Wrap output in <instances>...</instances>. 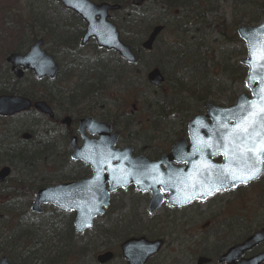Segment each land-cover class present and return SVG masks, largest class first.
<instances>
[{"label": "trees", "instance_id": "trees-1", "mask_svg": "<svg viewBox=\"0 0 264 264\" xmlns=\"http://www.w3.org/2000/svg\"><path fill=\"white\" fill-rule=\"evenodd\" d=\"M30 1V9L23 22L26 28L37 27L39 31L28 29L25 33L20 26L7 28L15 40L7 52H23L42 32L44 43L52 41L63 52L71 50L78 54L82 32L79 28L71 31L72 25L79 27L76 16L52 0ZM93 1L120 4V9L112 13V20L121 30L122 41L132 47L136 63H125L114 52L96 48L98 59L88 67L76 70V75L72 72L74 81L70 88L56 85L55 80L41 79L36 80L39 90H35L33 86L18 87L16 79L9 81L6 78L0 84V95L42 99L59 112L72 114L75 118L96 115L110 120L121 134L129 133L131 126L136 124L131 117L134 113L122 111L123 107L117 101L124 102L121 96L110 95L109 87L115 86L126 93L133 104L137 101V105H142L139 113L146 110L148 119L140 120L136 135L164 130L161 121L176 113L185 120L180 123L184 125L183 130H174L175 136H179L185 132L188 118L200 112L206 101H216L218 93L225 90L227 85L219 80L220 76L227 77L230 83L245 76V67L235 59V53L227 47L214 48V43L223 45L239 41L235 33L237 25L243 22L257 24L264 19V0H227L230 20L218 15L220 0H148L140 7L133 6L132 0ZM54 5L59 8L60 23L47 12ZM146 10L158 11L159 15L150 20ZM155 24H163L164 31L174 36V40L164 44L160 40L163 31L152 49L146 52L140 44ZM213 33L214 37L211 36ZM141 66L159 68L164 82L156 88L149 86ZM214 67L218 68L217 73L212 70ZM221 84L224 86L220 87ZM27 113L37 115L33 111ZM43 118L39 124L36 122L24 127L23 131L32 134L30 140L20 139L18 132H11L8 127L0 132V166L7 164L17 174L0 183V208L4 214L0 224L4 221L8 227L7 233L0 235V253L10 264H90L86 257L88 252L95 253V250L111 245L112 241L140 234L143 219L136 214L135 206L129 205L124 209L121 205L119 211L124 209L127 219L119 216L112 223L97 222L89 231L94 233L85 240L82 239L83 234L73 231L72 213L51 208L50 212L35 216L25 210L36 188L89 174L87 167L70 161L68 157L67 138L71 131L63 130L60 125L52 123V119ZM35 128L42 135L37 136ZM145 149L151 151L148 157L154 156L151 148H138L139 151ZM124 223L126 228L118 230Z\"/></svg>", "mask_w": 264, "mask_h": 264}, {"label": "water", "instance_id": "water-1", "mask_svg": "<svg viewBox=\"0 0 264 264\" xmlns=\"http://www.w3.org/2000/svg\"><path fill=\"white\" fill-rule=\"evenodd\" d=\"M54 1L72 10L84 22L81 45L93 39L98 47L116 52L125 62H136L131 46L120 40L116 25L109 20L110 12L118 10L119 4L93 3L90 0ZM143 1L145 0H134V4L139 6ZM162 30V24L153 26L142 41L141 47L146 51L151 50ZM236 34L244 43L246 51V56L240 63L246 67L244 86L248 91L247 95L240 93L230 106L205 102V112L194 115L187 123L188 142L184 136L179 137L171 145L170 150L161 153L156 160H149L143 154L133 155L131 145L116 147L119 133L111 131L109 122L91 116L81 117L77 130L82 142L78 145L76 136H72L68 146L71 150L70 159L86 165L90 169V176L37 189L30 210L40 214L43 212L42 205L51 204L63 211L74 212L73 228L77 232H82L93 225L96 216L104 213L109 204L110 194L118 189L133 186L137 191L148 192L150 199L147 208L148 213L152 214L164 201L172 207H181L193 200L204 201L218 192L215 191L216 186L220 187V191H226L257 180L264 172V163L258 165L261 171L255 179L247 183L236 181L235 186H232L230 173L247 175L244 169L251 165L252 161H241L239 151L233 149L231 133L239 122L237 116L246 115L239 112L238 106L245 101L258 106L264 97L262 83L264 67L257 66L264 53V21L256 25L240 24L236 28ZM42 43V39H37L24 54L12 52L7 55L5 61L10 64V71L17 79L22 78L26 70H30L36 78L50 80L55 78L57 65L53 57L41 49ZM146 78L153 86L161 84L164 79L157 67L150 69ZM31 105L36 111L52 117L53 113L44 101H35L32 104L28 97L22 95H0L1 116H12L29 110ZM62 122L69 124L70 118L65 117ZM85 131L92 137H88ZM209 145L211 147H208ZM214 157H219L220 161H214ZM174 162L182 165L176 166ZM207 165L212 167L207 168ZM9 172L7 166L0 169V182L9 175ZM225 176L228 177L227 181L224 180ZM209 187L213 188L211 195H208ZM186 197L188 199H185ZM262 242L264 227L229 248L219 260L229 264L246 250ZM141 245L147 246L148 249L138 255L134 249ZM160 245L161 239L149 241L140 236L126 239L121 247L127 264H143L148 256L158 251ZM112 255V252L106 251L99 254L96 260L104 263L110 260ZM263 261L264 251L248 259H241L235 264H261ZM0 264H8L5 257L0 258Z\"/></svg>", "mask_w": 264, "mask_h": 264}, {"label": "rangeland", "instance_id": "rangeland-1", "mask_svg": "<svg viewBox=\"0 0 264 264\" xmlns=\"http://www.w3.org/2000/svg\"><path fill=\"white\" fill-rule=\"evenodd\" d=\"M30 3V0H0V84L4 82L6 78H8L9 81L15 78L14 75L9 71L8 63L5 62V57L8 54V47L15 43L10 30L7 32L8 30L6 29L9 27L15 28L20 26L25 33L28 32V29L39 31L37 27L26 28V25L23 22L27 18V14L30 9ZM218 4V15L230 20V12L228 7L229 1L220 0ZM47 12L49 14H53V19H57L58 23H60V11L58 6L54 5L53 7H50V10ZM146 12H148L147 16L151 17L150 20H154L159 15L158 11L146 10ZM14 23H17V25L15 26ZM7 24H9V26H7ZM243 24L247 23L243 22ZM74 29L77 30L78 27L72 25L71 31H74ZM170 35L171 34H169L168 31H164L160 37V40L163 41L164 44L171 43L174 40V36ZM39 36L42 37V32H39ZM211 36L214 37L215 34L213 33ZM217 46L219 48H221V46L223 48H229L235 53V59L239 61L245 57V47L241 40L233 41V43H224L223 45H220L219 42L214 43L213 47L217 48ZM43 48L54 57L60 67V74L55 81V84L67 88L72 86L74 80L71 77L73 76V73L76 75V70H81L82 66H84V68L90 66L91 63L96 62L99 57L97 52L94 50L96 47L92 44H88L85 47H79L78 49L80 50L78 51V54H74L71 50L63 52L60 48L58 49V47L54 45L52 41L44 43ZM215 54H217L216 50ZM147 63L150 65L151 61L148 60ZM149 68L150 67L146 68L141 66L140 70L145 72ZM212 70L216 73L218 72L217 67L212 68ZM36 80L37 79L32 73L26 72L21 80H17V86L23 88H30L33 86V88H36L35 90H39V83ZM219 80L222 81L223 84L227 85V87L225 90H222L218 93L216 101L214 100V102H212L213 104L228 106L234 103L235 97L240 93L248 94V91L244 86V77L231 83L230 80L225 76H220ZM223 84H221L220 87H223ZM136 85L139 86L137 83ZM109 92L110 95L112 94V96L119 95L122 97L124 102H121L120 99L117 100L118 103H120L123 107L122 111L130 114L134 113V116L131 117L132 120L136 122L134 126H131L132 128L129 133L125 131L123 134H121L118 142L119 146L132 144L137 153H143L148 157L150 155L149 152H151L149 149H145L144 151L138 150L139 147L146 146L151 148L154 153V156H150L148 158L153 159L161 152L167 151L169 149L170 143L180 136H175L174 130L178 128H182L183 130L184 125H181L180 123L182 121L185 122V120L176 113H172L167 117L166 120L161 121V126L164 128V130L146 135L143 133L136 135L135 131L138 129V124L141 123L140 120H143L144 118L148 119V117H146V110H144L143 113H139L138 110H140V107L142 108V105H137V101L135 104H133L131 99L129 101L127 94L121 92L119 87L110 86ZM197 113H204L203 106L200 112H196L194 114ZM62 116L63 114L61 117ZM191 117L192 116H190L188 119ZM42 119L44 118L39 113L37 115L23 113L11 118L0 117V132L5 127H8L11 132H19V130L24 129V127H29L31 124L36 122L39 124ZM140 126H142V124ZM35 130L37 131V136L42 135V132L39 129L35 128ZM16 175L17 174L15 172L11 173V177H15ZM147 200L148 194H135L134 189L131 188L124 191H119L115 193L114 198L111 201L110 208L108 209V213L105 216L99 218L97 222L101 223L108 221L109 223H112L115 218H118L119 216L127 219V216L124 215V209L130 205L136 207V214H139V216L143 219V223L140 224V229L143 231L138 235H145L149 239H152L155 235H162L166 238L165 240H202V236L206 235H203V233H209V231L212 229H214V231H220V237L223 236L226 238L225 230L227 228L225 227V223L227 220H230L229 216L233 214H239L241 217H244V220L239 224L233 225L231 222L229 223L232 225L230 228L233 229V236L235 238H238L240 235H244L247 232H251L258 226H262L264 224V176L260 181L250 184L247 187L238 188L235 191L214 196L208 202L199 203L184 210L169 211L167 207L162 206L155 213V215L151 217H148L146 213ZM121 205H124V209L119 211ZM25 210L27 211L28 208ZM45 210V212L48 213L51 211V208L46 207ZM169 215V219H173V221L169 224H166L164 223V220H166V216ZM6 225L7 224L4 221L0 224V235L4 232L7 233L8 227ZM126 225V223L122 224L118 230L122 231L126 228ZM117 226H119V224H117ZM93 233L94 231L86 233L82 236V239L87 240ZM207 240L211 239L209 238ZM100 250L101 248L97 249V251L95 250V253H93L94 251L87 253L86 257L90 259V264H98L95 260V255ZM1 255L2 254L0 253V256ZM115 262L113 264H115Z\"/></svg>", "mask_w": 264, "mask_h": 264}, {"label": "flooded vegetation", "instance_id": "flooded-vegetation-1", "mask_svg": "<svg viewBox=\"0 0 264 264\" xmlns=\"http://www.w3.org/2000/svg\"><path fill=\"white\" fill-rule=\"evenodd\" d=\"M75 18H76L75 20L78 21V23H79V27H81V29L84 30V23L82 22V20L78 16H76ZM78 45H79V47H85L88 44H85V45L78 44ZM59 68L60 67L58 65V71H59ZM58 74H59V72H58ZM58 76H56L55 81L57 80ZM49 107L53 113L52 117L49 118V119H52V121H54L52 123L58 124L61 126H65V127H69L68 130L71 131L70 135L71 136L76 135L78 142H81V140H82L80 135L77 133L78 120L81 117L91 116V117L98 119V120H105V121L110 122V120L102 119L96 115H89V114L77 116L75 118V116H73L71 114H65V113L59 112L57 109H53L50 105H49ZM62 114H63V116L61 117ZM14 116H16V115H14ZM65 116H68L70 118L69 124H67L66 122H62V120ZM110 124H111L113 130H115V128L113 127L111 122H110ZM66 130H67V128H66ZM120 136H121V132H120ZM120 136H119V138H120ZM118 141H119V139H118ZM171 145H172V143H170L169 148L171 147ZM136 153L137 152H135V151L133 152V154H136ZM156 158L157 157H155V159ZM263 176H264V173L258 181H260L263 178ZM238 188H242V187L240 186V187H237L236 189H238ZM231 191H233V190H231ZM231 191H228V192H231ZM223 194H225V192L215 194L214 196L223 195ZM214 196H212V197H214ZM212 197L208 198L204 202L193 201L184 207H170L166 204H164L162 206L167 207L169 209V211H180V210H184L186 208H189L193 205H197L199 203L208 202ZM147 203H148V200H147ZM146 206H147V204H146ZM0 212H3L1 208H0ZM169 217H170V215L166 216V220H164V223L169 224L173 221V219H169ZM229 219L230 220H227V222L225 223L228 226L227 227L225 225V227L227 228L225 230L226 238H224L223 236L220 237V231H214V229L209 231V233L208 232L203 233V235L204 234H206V235L202 236V240H165L166 238L163 237L162 235H155L152 238V240H150V241H153V239L161 238L162 239L161 245H160L158 251H156L152 255L148 256L144 260L143 264H226L225 261H220L219 259H220V257H222L226 253V251L230 247L241 243L249 235H251L254 231L264 227V224H263L262 226H258L255 230H252L251 232H247L244 235H240L238 238L237 237L235 238L233 236V229L230 228L232 225H230L229 223L231 222L233 225L239 224L241 221L244 220V217H241L239 214H233V215L229 216ZM209 238L211 240H207ZM123 241L124 240H119L118 242L112 241L110 243L111 245H109V246L106 245L104 248H102L99 251V252H105V251L109 250L113 254L112 259L105 262L104 264H113L115 262V260H116L115 264H127V261L123 258V255H122L121 244ZM147 249H148L147 246L145 247V246L141 245V246L136 247L134 249V252L138 255H141ZM262 251H264V242L256 245L252 249L246 250L238 258L233 259L231 262H229V264L238 263L241 259H248L249 257L256 255ZM200 259H203V261L199 262ZM261 264H264V261Z\"/></svg>", "mask_w": 264, "mask_h": 264}, {"label": "snow or ice", "instance_id": "snow-or-ice-1", "mask_svg": "<svg viewBox=\"0 0 264 264\" xmlns=\"http://www.w3.org/2000/svg\"><path fill=\"white\" fill-rule=\"evenodd\" d=\"M249 63L251 64L252 61H249ZM257 66L264 67V53H262ZM238 107L239 112L246 113V115L237 116L239 122L231 133L233 149L239 151L242 162L249 160L252 163L244 169L247 175L230 173L233 187L236 181L247 183L249 180L255 179L261 171L258 165L264 163V97L261 98L258 106L245 101ZM208 147H211V145ZM206 167L211 168L212 165H207ZM227 179L228 177L225 176L224 180L227 181ZM212 191L213 188L209 187L208 195H211ZM215 191H220V187L216 186ZM185 199L188 198L186 197Z\"/></svg>", "mask_w": 264, "mask_h": 264}]
</instances>
